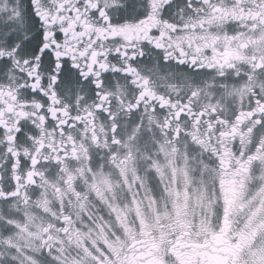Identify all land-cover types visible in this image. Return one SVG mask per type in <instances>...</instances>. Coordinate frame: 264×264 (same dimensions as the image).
<instances>
[{
	"label": "snow or ice",
	"instance_id": "snow-or-ice-1",
	"mask_svg": "<svg viewBox=\"0 0 264 264\" xmlns=\"http://www.w3.org/2000/svg\"><path fill=\"white\" fill-rule=\"evenodd\" d=\"M0 264H264V0H0Z\"/></svg>",
	"mask_w": 264,
	"mask_h": 264
}]
</instances>
